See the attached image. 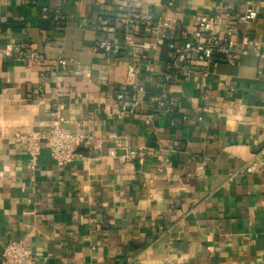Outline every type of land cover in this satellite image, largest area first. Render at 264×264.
<instances>
[{"label": "crops", "instance_id": "obj_1", "mask_svg": "<svg viewBox=\"0 0 264 264\" xmlns=\"http://www.w3.org/2000/svg\"><path fill=\"white\" fill-rule=\"evenodd\" d=\"M247 1L175 0L178 26L193 28L200 14L242 13ZM254 1L259 13L246 31L264 49V0ZM127 2L0 0V257L9 239H26L35 264H264V178L245 168L264 147V58L210 63L205 75L166 81L173 57L152 53L142 104L121 117L115 93L126 87V53L96 46V22ZM57 9L67 19L55 20ZM16 43L21 52L11 50ZM59 56L79 58L86 74L51 77ZM163 95L176 102L172 115L149 101ZM57 102L65 125L81 121L101 147L81 144L61 165L43 143L33 168L12 136L47 126ZM112 131L141 146L143 161L121 157L122 148L110 155Z\"/></svg>", "mask_w": 264, "mask_h": 264}, {"label": "built area", "instance_id": "obj_2", "mask_svg": "<svg viewBox=\"0 0 264 264\" xmlns=\"http://www.w3.org/2000/svg\"><path fill=\"white\" fill-rule=\"evenodd\" d=\"M92 1L97 4L105 2ZM153 4L163 5L161 14H156L151 7ZM117 9L119 13L115 15L98 16L96 27L101 30L102 35L96 40V46L107 56L123 58V53H126L124 83L127 88L115 93L121 117L127 116L134 107H140L142 104L146 88L140 79L145 72L149 73L155 69L152 53L168 51L173 57V62L169 63L164 72L166 81L185 80L192 73L205 75L207 72L201 67L210 63L225 61L237 64L243 56L250 54L264 58L261 42L246 31L247 26L259 13V5L254 0L246 2L242 13L218 11L213 14H200L191 29L178 26V8L175 0H165L164 3L160 0H128L127 3H119ZM54 19L63 20L67 19V16L57 9ZM12 49L21 52L22 44L16 43ZM32 51V56L38 58L37 51ZM61 71L85 75L87 69L77 57L59 56L51 63L49 75L56 77ZM32 93L42 95L39 86L35 87ZM156 99L151 97L149 101L163 107L167 114L172 115L177 111L175 101L167 100L164 95ZM64 108V103H55L50 112V121L44 128L18 130L13 134L12 139L31 156L33 168L41 155L43 143L48 144L51 156L61 165L76 157L81 144H86L92 150L101 147L102 138L86 130L81 121L70 118L68 121L72 127L65 125L67 118ZM151 116L148 114L146 120L151 121ZM183 118L187 119L189 115L184 113ZM198 118L202 119L203 116L198 115ZM106 137L112 141L107 148L110 155L116 156L117 149L122 148L125 152L121 157L135 156L143 161L145 151L141 146L132 147L117 131L108 133ZM245 168L248 172L263 174L264 178V147L254 153ZM37 258L26 239H9L2 250L0 264H35Z\"/></svg>", "mask_w": 264, "mask_h": 264}]
</instances>
